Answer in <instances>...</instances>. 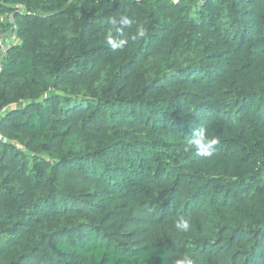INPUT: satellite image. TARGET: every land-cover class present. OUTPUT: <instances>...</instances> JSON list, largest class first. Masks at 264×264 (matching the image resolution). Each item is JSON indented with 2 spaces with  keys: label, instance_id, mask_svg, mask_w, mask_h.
<instances>
[{
  "label": "trees",
  "instance_id": "trees-1",
  "mask_svg": "<svg viewBox=\"0 0 264 264\" xmlns=\"http://www.w3.org/2000/svg\"><path fill=\"white\" fill-rule=\"evenodd\" d=\"M0 42V264H264V0H0Z\"/></svg>",
  "mask_w": 264,
  "mask_h": 264
},
{
  "label": "clouds",
  "instance_id": "clouds-1",
  "mask_svg": "<svg viewBox=\"0 0 264 264\" xmlns=\"http://www.w3.org/2000/svg\"><path fill=\"white\" fill-rule=\"evenodd\" d=\"M111 24L116 25L115 32L123 37L125 29H129L133 26V19L127 15H121L118 19L113 18L109 21ZM145 36V31L140 28L137 35L133 38H143ZM107 44L111 47L113 51L123 50L127 44L128 40L126 38H117L116 36L110 35L106 40ZM194 150V154L204 158H210L214 154V146L218 143L217 138H210L204 128L194 130L192 137L189 141ZM191 225L187 219L181 217L177 223L176 228L182 232H187ZM176 264H194V261L189 256L185 255L183 258L176 261Z\"/></svg>",
  "mask_w": 264,
  "mask_h": 264
},
{
  "label": "built area",
  "instance_id": "built-area-1",
  "mask_svg": "<svg viewBox=\"0 0 264 264\" xmlns=\"http://www.w3.org/2000/svg\"><path fill=\"white\" fill-rule=\"evenodd\" d=\"M12 43V42H11ZM7 46V45H6ZM0 49H1V51H0V53L2 54V55H4L5 54V52H6V50L4 49V45L2 44V42H0ZM2 59H0V68H1V66H2ZM0 141L1 142H5V139H4V137H2V135L0 134Z\"/></svg>",
  "mask_w": 264,
  "mask_h": 264
},
{
  "label": "rangeland",
  "instance_id": "rangeland-1",
  "mask_svg": "<svg viewBox=\"0 0 264 264\" xmlns=\"http://www.w3.org/2000/svg\"><path fill=\"white\" fill-rule=\"evenodd\" d=\"M6 45V44H5Z\"/></svg>",
  "mask_w": 264,
  "mask_h": 264
}]
</instances>
